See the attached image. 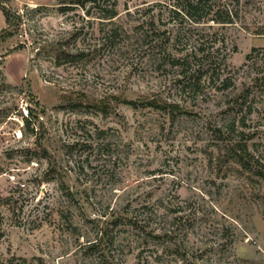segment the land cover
I'll return each mask as SVG.
<instances>
[{"label": "rangeland", "instance_id": "obj_1", "mask_svg": "<svg viewBox=\"0 0 264 264\" xmlns=\"http://www.w3.org/2000/svg\"><path fill=\"white\" fill-rule=\"evenodd\" d=\"M117 1L116 22L126 33L125 42L105 52V61L94 55L97 59L88 64L57 67L55 54L37 57L30 46L12 51L24 40L20 34L24 36L25 25L12 38L0 31V264H98L102 248L107 254L110 248L120 249L111 254L122 264H139L138 247L130 251L133 229L129 223L148 192L151 200L171 193L183 200H199L207 208V224L230 221L235 226L239 238L233 249L221 260L214 258L213 264H264L262 203L252 198L251 187L233 173L224 178L212 169L210 154L216 157L218 153L210 146L211 134L206 129L213 111L222 110L250 78L239 72L233 91L217 93L213 101L184 98L177 91L181 77L176 70H159L153 64L143 33L175 29L165 15L170 0ZM6 5L14 11L45 5L49 12L41 21L43 26L56 31L70 28L57 12L55 0H11ZM150 8L153 11L148 14ZM237 14L232 25L209 20L196 27L189 46L196 50L202 44L204 56L216 50L234 70L251 64L246 56L253 48L259 49L251 65L252 76L260 79L253 124L264 142V0H240ZM0 18L4 21L1 11ZM143 22L144 30L136 31ZM81 92L88 96L86 106L79 104ZM110 95L115 98L108 99L105 112L94 106ZM151 98L169 102L182 98L184 113L172 123L167 114L147 106ZM30 109L39 116L34 122L38 135L28 131L23 136V117L30 116ZM85 120L92 132L97 127L113 129L115 140L121 143L120 154L102 155L94 137L74 129ZM50 134L51 140L42 138ZM57 136L70 144L92 147L63 155ZM40 144L61 163L57 175L46 177L48 158L32 155L41 150ZM148 170L161 172L150 177ZM67 188L74 193L72 200ZM115 237L118 243L108 246ZM208 258L201 263L210 264Z\"/></svg>", "mask_w": 264, "mask_h": 264}, {"label": "trees", "instance_id": "obj_2", "mask_svg": "<svg viewBox=\"0 0 264 264\" xmlns=\"http://www.w3.org/2000/svg\"><path fill=\"white\" fill-rule=\"evenodd\" d=\"M9 1L11 0H0V11L5 20V28L1 30L5 34L4 37L12 38L19 33L23 25L26 26L24 36L20 34L22 38L25 37L24 40L12 51L30 46L36 50L37 57L55 54L54 62L57 67L88 64L97 59L93 57L94 55L105 61V52L109 54L125 42L126 33L116 22L119 16L117 0H55L57 12L64 16L70 25L68 30L63 31L42 25V19L48 17L49 7L26 5L22 10L14 11L7 7L6 3ZM239 4L240 0H170L165 15L175 29L156 28L150 29V32L147 29L143 33L144 39L149 40L148 57L159 70L169 67L170 70L177 71V77H181L177 80V91L188 100L201 99L209 102L213 101L217 93L232 92L236 86V75L241 71L250 78L241 91L227 100L222 110L213 111L206 129L211 134L210 146L218 153L216 157L210 154L212 169L217 171L218 176L223 173L224 178H227L233 173L239 182L247 183L253 190L252 198L257 203H262L264 214V142L258 139V126L253 124L257 112V89L260 79L252 76L251 66L256 62L255 57L259 55V49L253 48L246 56V60L252 62L251 64L245 63L234 70L228 65L226 57L219 56L216 50L213 51V47L211 48L213 52H208L207 56H204L206 52L205 49H201L202 44L196 50L189 46L190 34L207 21L222 26L235 23ZM151 9L153 8L149 9L148 14L153 11ZM144 26V22L143 25L136 26V31L144 30ZM92 40L93 44L90 43ZM78 96L82 97L79 104L86 106L87 94L81 92ZM110 98L115 97L110 95L100 98L97 100L98 104L94 106L105 112L106 102ZM182 98L172 102L151 98L147 100V106L164 112L173 123L184 113L180 104ZM127 103L136 105L135 102ZM29 114L27 118L23 117L25 130H22L21 134L24 136L30 131L38 135L35 133L34 122L39 120V116L32 109L29 110ZM88 126L85 120L81 128L77 125L74 129L82 131L86 137H94L93 143L102 155L112 158L114 153L120 154L121 143L115 140L113 129L97 127L92 132ZM46 134L48 135V132H45ZM45 135L42 136L43 139L51 140V134L47 137ZM57 137L63 155L70 156L79 148L86 151L92 147V145L82 147L79 142L70 144L63 141L60 136ZM39 147L41 150L32 155L37 159L48 158L50 171L46 177L57 175L58 168L62 166L57 156H52L47 146L40 144ZM157 172L161 171L148 170L147 174L152 177ZM163 173L165 172L161 174ZM67 193L72 200L74 193H70L68 188ZM152 197V193L148 192L146 201L134 209L135 214L129 223L133 229L129 240L130 251L138 247L139 264H202L201 261L207 256L209 257L207 262L213 264L214 258L221 260L231 252L239 237L230 221L229 224L226 222L218 224L214 221L207 224L209 221L207 208L199 200H183L177 193L155 200H151ZM226 216L239 225L235 218L223 213V217ZM103 235L105 237L108 234L104 232ZM118 241L115 237L108 246L114 247ZM99 250L98 264H122V260L115 257V253L111 254L112 251H121L120 249L110 248L108 254L103 248Z\"/></svg>", "mask_w": 264, "mask_h": 264}, {"label": "crops", "instance_id": "obj_3", "mask_svg": "<svg viewBox=\"0 0 264 264\" xmlns=\"http://www.w3.org/2000/svg\"><path fill=\"white\" fill-rule=\"evenodd\" d=\"M5 28V20H1L0 18V31L3 30Z\"/></svg>", "mask_w": 264, "mask_h": 264}, {"label": "built area", "instance_id": "obj_4", "mask_svg": "<svg viewBox=\"0 0 264 264\" xmlns=\"http://www.w3.org/2000/svg\"><path fill=\"white\" fill-rule=\"evenodd\" d=\"M10 178H11L12 180H15V179H16V177H15L14 175H12Z\"/></svg>", "mask_w": 264, "mask_h": 264}]
</instances>
